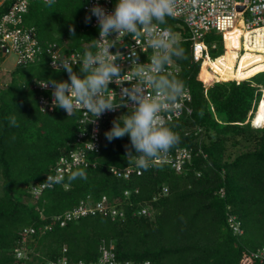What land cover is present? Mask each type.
<instances>
[{"label": "trees", "instance_id": "trees-1", "mask_svg": "<svg viewBox=\"0 0 264 264\" xmlns=\"http://www.w3.org/2000/svg\"><path fill=\"white\" fill-rule=\"evenodd\" d=\"M11 1H2L0 20ZM85 3L56 0L48 7L40 0L32 2L25 24L37 28L44 46L57 43L69 53L95 52L98 30L85 23ZM167 19L163 26L176 35L178 22ZM70 27L75 28V36ZM184 36L179 41L186 59L173 60L181 67L176 77L192 94V115L169 124L180 136V143L170 152L192 151L182 174L158 165L129 180L115 178L109 172L111 166L131 164L126 157L130 138L126 135L109 142L105 136L117 117L103 127L100 153L91 156L96 166L80 168L86 179L69 182L67 177L39 200L33 199L31 184L43 182L58 159L75 148L79 122L77 115L68 117L63 109L42 113L39 108L34 81L69 79L66 71L51 69L47 57L11 72L10 82L0 87V264H46L61 258L68 264H92L103 245L112 246L123 264H264L250 256L264 248V126L252 124L264 95V72L230 82L222 111L231 127L224 130L212 118L200 64L193 58V42ZM217 38L220 48L213 58L224 51L222 37ZM5 60L0 53V67ZM73 71L80 74L79 68ZM215 90L221 95L226 88L217 85ZM12 116L19 127L9 126ZM164 186L169 188L167 195H161ZM126 191H131L129 198L124 196ZM104 195L120 199L123 219L92 215L65 226L54 222V217L72 211L82 201L97 202ZM147 206L152 217L139 216ZM232 216L241 223L244 235H235L230 228ZM46 226L51 230L44 231ZM29 228L36 232L24 238ZM23 240L30 260H18L14 254Z\"/></svg>", "mask_w": 264, "mask_h": 264}, {"label": "built area", "instance_id": "built-area-1", "mask_svg": "<svg viewBox=\"0 0 264 264\" xmlns=\"http://www.w3.org/2000/svg\"><path fill=\"white\" fill-rule=\"evenodd\" d=\"M38 0H12L9 9L2 16L0 20V53L4 57L14 55L17 59V66L28 65L34 63L38 58L43 56L48 58V65L51 69L53 67V60L57 61L67 58L73 64V69L80 67V59L82 53L72 52L69 53L65 50V45L54 43L50 46L41 44L38 30L35 27L25 24V17L28 14L32 2ZM43 1V0H40ZM99 3L108 12L114 10L117 0H86L84 10L87 14L90 8ZM243 10L240 11L239 8ZM177 15L171 18L178 22L176 37L178 40L183 39L193 42V58L196 63L202 65L207 60H218L227 53L226 35L235 30H239V48L237 50L238 58L235 63V70H238L240 62L246 54L251 56H260L262 53L258 50L256 41V32L261 31L260 42L264 47V0H177ZM91 27L98 30L96 39H99V28L96 18L93 16L91 20ZM242 24V25H241ZM161 28H170L160 26ZM172 32V31H171ZM220 34L223 40V54L217 58H213L212 53L218 50V42L209 44L207 41L208 34ZM247 36L249 40L247 43ZM115 39V35L109 37ZM124 44L129 47L117 45L110 49L112 52L119 50L125 56H128L130 48L135 47L139 54V60L142 63H149V57L152 55V49L148 48L145 42L135 44V41L130 36L124 37ZM96 43V42H95ZM248 44V45H247ZM96 51V48H95ZM119 64L128 71L130 68V60L118 61ZM63 69L61 68L60 71ZM167 71L174 76H179L181 67L173 60L167 66ZM240 82L241 80H230V82ZM45 80H36L32 84V89L38 93V105L42 113H54L56 110L61 109L53 107L52 105V87L44 88L41 84ZM125 87L129 86L127 82ZM109 88L114 90L117 94L120 93L121 88L115 83H111ZM187 92L184 97L180 99L182 105L180 114L178 116L172 115L168 124L175 121L182 120L185 117L192 115V94L190 89L186 88ZM111 92V90H110ZM119 100V96H116ZM131 111V109H129ZM128 112L127 108H118L115 111L105 112L95 123H88L94 117L90 113L86 114L83 110H78L75 115L79 122V135L75 148L70 151L68 155L60 157L56 164L50 169L49 173L45 176L43 182L32 183L29 188V193L33 199L39 200L46 190L54 189L57 185L63 184L64 180L75 170L80 168L95 167L96 164L91 156L99 154L102 143V133L104 125L117 117ZM67 114V113H66ZM91 144L94 148H91ZM192 158V151L186 148L178 149L175 152H169L160 161L153 164L152 167L158 165L170 166L176 173L182 174L184 165L190 162ZM109 172L117 179L129 180L135 175H142L143 169L136 167L134 162H131L126 168H118L111 166ZM64 177L61 183H49L47 177L54 179L56 177ZM68 189V185H64ZM138 193V190L136 191ZM169 188L164 186L161 195H167ZM125 198L131 196V191L124 192ZM92 215H101L110 217L113 221L121 220L125 217L124 210L121 208V201L119 198H110L109 196H102L101 200L97 202L82 201L80 205L72 211L66 212L63 216L54 217V222H60L61 226H65L68 222L79 220ZM139 216L152 217L153 212L151 207H143L139 212ZM230 228L235 235H244V230L241 223L236 217L229 218ZM45 230H51L50 226H46ZM36 230L33 228L25 229L23 237L27 238L28 235L35 234ZM26 240L14 249V254L18 260H30V251L25 244ZM113 247L107 248L103 245L100 249V257L92 264H123L119 263L116 255L113 252ZM251 258L264 262V248L251 253ZM46 264H68L66 258L58 259L57 261H48ZM82 264V263H80ZM125 264H137L133 262H126ZM139 264H152L150 261L142 262Z\"/></svg>", "mask_w": 264, "mask_h": 264}, {"label": "clouds", "instance_id": "clouds-1", "mask_svg": "<svg viewBox=\"0 0 264 264\" xmlns=\"http://www.w3.org/2000/svg\"><path fill=\"white\" fill-rule=\"evenodd\" d=\"M43 2L51 7L56 0ZM176 7L177 0H117L114 10L108 12L97 2L85 16V23H90L93 16L97 20L99 39L93 45L96 51H84L79 62L80 74L73 71V64L67 58L57 61L52 57L54 69L59 72L62 68L69 79L41 84L44 88L51 85L53 107L63 109L68 117L78 110L90 113L94 118L88 123H95L106 111L127 108L128 113L114 120L105 136L111 142L127 135L130 146L126 145V157L143 170L163 159L180 143V136L168 121L172 115L180 114L179 101L187 89L182 80L167 71V66L174 57L181 60L186 56L176 35L160 27L167 25V18H175ZM69 30L75 36V28ZM112 35L115 39L109 38ZM128 36L135 44L145 42L152 49L149 63L140 62L135 47L130 48L128 56L110 50L117 45L129 47L123 39ZM126 59L130 60L128 71L118 63ZM125 82L129 86L125 87ZM111 83L121 88L119 94L109 88ZM9 126L19 127L15 116L9 117ZM77 178L86 179L83 169H77L67 179L70 182ZM63 180L62 176L47 177L49 183Z\"/></svg>", "mask_w": 264, "mask_h": 264}, {"label": "bare ground", "instance_id": "bare-ground-1", "mask_svg": "<svg viewBox=\"0 0 264 264\" xmlns=\"http://www.w3.org/2000/svg\"><path fill=\"white\" fill-rule=\"evenodd\" d=\"M242 25V24H241ZM261 31L256 32V41L260 56L246 54L240 62L238 70H235V63L238 58L239 30H235L226 35L227 53L218 60H207L201 69L200 79L204 82V97L206 98L213 120L224 130H230V123L227 116L222 111L224 102L229 97L230 80H244L258 73L264 72V47L260 42ZM249 36H247V43ZM248 45V44H247ZM223 85L225 93L219 94L215 88ZM254 127L264 126V96L259 103L258 110L252 120Z\"/></svg>", "mask_w": 264, "mask_h": 264}, {"label": "rangeland", "instance_id": "rangeland-1", "mask_svg": "<svg viewBox=\"0 0 264 264\" xmlns=\"http://www.w3.org/2000/svg\"><path fill=\"white\" fill-rule=\"evenodd\" d=\"M2 1L3 0H0V5L2 4ZM217 36H220V34H213V33L212 34H208L207 35V37H208L207 41L209 42V44H212L213 42H215V43L218 42L219 48H220V42H219ZM239 42L241 43V40H239ZM16 66H17L16 57L14 55L8 56L6 58V60L4 61V63L0 67V87H2V85L8 84L10 82V80H11V72L16 68ZM263 92H264V88H263ZM1 195H2V184H1V181H0V196Z\"/></svg>", "mask_w": 264, "mask_h": 264}, {"label": "water", "instance_id": "water-1", "mask_svg": "<svg viewBox=\"0 0 264 264\" xmlns=\"http://www.w3.org/2000/svg\"><path fill=\"white\" fill-rule=\"evenodd\" d=\"M239 10H240V11H242V10H243V8H242V7H240V8H239Z\"/></svg>", "mask_w": 264, "mask_h": 264}]
</instances>
